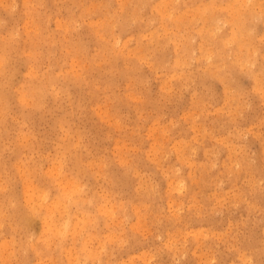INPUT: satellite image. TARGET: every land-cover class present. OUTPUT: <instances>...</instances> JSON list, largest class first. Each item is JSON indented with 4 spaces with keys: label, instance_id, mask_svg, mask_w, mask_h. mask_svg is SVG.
Returning <instances> with one entry per match:
<instances>
[{
    "label": "clouds",
    "instance_id": "clouds-1",
    "mask_svg": "<svg viewBox=\"0 0 264 264\" xmlns=\"http://www.w3.org/2000/svg\"><path fill=\"white\" fill-rule=\"evenodd\" d=\"M0 264H264V0H0Z\"/></svg>",
    "mask_w": 264,
    "mask_h": 264
}]
</instances>
